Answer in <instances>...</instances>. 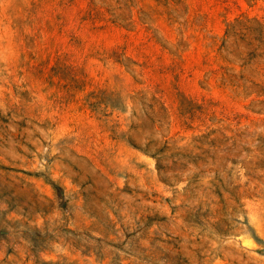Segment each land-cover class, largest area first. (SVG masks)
<instances>
[{"label": "rangeland", "instance_id": "rangeland-1", "mask_svg": "<svg viewBox=\"0 0 264 264\" xmlns=\"http://www.w3.org/2000/svg\"><path fill=\"white\" fill-rule=\"evenodd\" d=\"M241 16L264 0H0V264H264Z\"/></svg>", "mask_w": 264, "mask_h": 264}, {"label": "trees", "instance_id": "trees-1", "mask_svg": "<svg viewBox=\"0 0 264 264\" xmlns=\"http://www.w3.org/2000/svg\"><path fill=\"white\" fill-rule=\"evenodd\" d=\"M225 36L242 37L239 40L246 45V56L248 54L254 58L264 57V18L248 19L246 16H241L227 26ZM226 41L227 39H224V42ZM242 66L244 67V64ZM249 89L246 95L257 94L264 97V81L260 84H252Z\"/></svg>", "mask_w": 264, "mask_h": 264}]
</instances>
